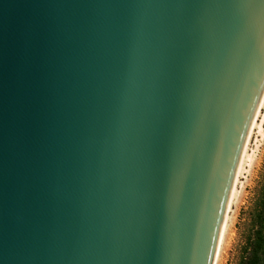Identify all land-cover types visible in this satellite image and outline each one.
<instances>
[{
	"label": "water",
	"instance_id": "obj_1",
	"mask_svg": "<svg viewBox=\"0 0 264 264\" xmlns=\"http://www.w3.org/2000/svg\"><path fill=\"white\" fill-rule=\"evenodd\" d=\"M264 95V0H0V264H213Z\"/></svg>",
	"mask_w": 264,
	"mask_h": 264
},
{
	"label": "rangeland",
	"instance_id": "obj_2",
	"mask_svg": "<svg viewBox=\"0 0 264 264\" xmlns=\"http://www.w3.org/2000/svg\"><path fill=\"white\" fill-rule=\"evenodd\" d=\"M261 106L256 126L264 114V100ZM257 131L256 127L247 144V154L255 150L254 156L242 163L236 178L213 264H238L241 249L252 233L253 215L264 196V134Z\"/></svg>",
	"mask_w": 264,
	"mask_h": 264
},
{
	"label": "trees",
	"instance_id": "obj_3",
	"mask_svg": "<svg viewBox=\"0 0 264 264\" xmlns=\"http://www.w3.org/2000/svg\"><path fill=\"white\" fill-rule=\"evenodd\" d=\"M238 264H264V196L253 215L252 233L241 249Z\"/></svg>",
	"mask_w": 264,
	"mask_h": 264
},
{
	"label": "bare ground",
	"instance_id": "obj_4",
	"mask_svg": "<svg viewBox=\"0 0 264 264\" xmlns=\"http://www.w3.org/2000/svg\"><path fill=\"white\" fill-rule=\"evenodd\" d=\"M263 100H264V95H263V98H262V101H261V103H260V106H259V108H258V110H257V113H256V116H255V119H254V121H253V124H252V127H251V130H250V133H249V136H248V139H247V142H246V145H245V148H244V151H243V154H242V158H241V161H240V164H239V168H238V172H237V175H236V178H237V176H238V174H239V171H240V169H241V166H242V163L245 161V160H247V161H251L252 160V157L254 156V152H255V150H252L251 152V154H247V144H248V141H249V138H250V136H251V134H252V132H253V130L257 127V129H258V134L260 133L261 134V136L264 134V129H263V127H262V123L264 122V114L262 115V119H261V121H260V124L258 125V126H256V121H257V118H258V116H259V111H260V109H261V105L263 104ZM235 182H236V179H235ZM235 182H234V184H235ZM234 187V186H233ZM232 194H233V189H232V193H231V196H232ZM231 198V197H230ZM221 236H222V231H221V235H220V239H219V242H220V240H221ZM218 245H219V243H218ZM218 248V247H217ZM219 249V248H218ZM218 254H217V251H216V254H215V258H214V261H215V259L217 258L216 256H217ZM214 263V262H213Z\"/></svg>",
	"mask_w": 264,
	"mask_h": 264
}]
</instances>
